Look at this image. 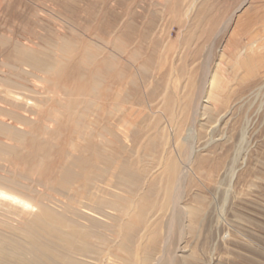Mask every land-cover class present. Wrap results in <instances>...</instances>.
I'll return each mask as SVG.
<instances>
[{
  "label": "rangeland",
  "instance_id": "rangeland-1",
  "mask_svg": "<svg viewBox=\"0 0 264 264\" xmlns=\"http://www.w3.org/2000/svg\"><path fill=\"white\" fill-rule=\"evenodd\" d=\"M0 175L84 264H264V0H0Z\"/></svg>",
  "mask_w": 264,
  "mask_h": 264
},
{
  "label": "bare ground",
  "instance_id": "bare-ground-1",
  "mask_svg": "<svg viewBox=\"0 0 264 264\" xmlns=\"http://www.w3.org/2000/svg\"><path fill=\"white\" fill-rule=\"evenodd\" d=\"M250 50H252V48H250ZM248 55H249V51L246 52L247 58ZM217 81L219 83V78L215 76L214 82L213 81L211 82V92L213 95H208L207 100L209 101L207 103L215 100L214 86L215 84H217ZM195 137L196 134L194 133V142H192L193 145L192 149L188 150L187 147L184 150L185 151L184 156L185 154L189 155L187 157V160L188 158H190L191 160V158L194 155L195 141H196ZM182 177H184V175H182ZM19 188L26 190L25 187L15 184V182L12 179L0 175V211L5 210L10 213H16L17 211L22 213H28V216L30 215L33 218L31 223L33 225H36V223L40 220L39 216L43 212L48 213L50 212V210L52 211V209L50 207L48 208V206L46 205H44V207L41 208V206L43 205L41 202L35 200L33 197H30L26 193H22V191ZM99 213L101 214V216H105L106 218L113 220V216L109 214L106 210H101L99 211ZM92 218L97 219V221L101 220L102 222H104L100 218H94V217ZM2 222H3L2 219H0V226H3V228H0V264H63V263L84 264L86 263L74 256L70 257L69 255L63 254L60 251L61 249L63 250L74 249L77 246L76 242H78L79 238L75 235V232H72L76 229L77 224L76 221L73 219L70 218L64 219V222H66V227L68 230L62 232L61 236H57V235L53 236L55 239H58V242H60V245L62 247V248L59 247L60 249L58 250L54 248V245L52 243L48 244L43 242V240L47 242L48 238L51 236L45 238V236L40 237L36 235L32 225L30 227L27 226L25 229H19L14 227L9 221H5L3 223ZM16 230H20V232L17 233ZM69 230L72 231L70 232ZM166 241L164 246V253L166 256H170L168 246L170 248L171 242L170 240L168 242ZM81 245L84 247L80 249V254L82 256H87V254H90L89 250L85 247V245L83 244ZM94 246L95 245L90 244V250L92 249V252H94L95 250V248H93ZM48 249L56 250V252L51 253V255L47 254L46 250ZM66 251L69 252V250ZM171 259H172L171 264H173V258ZM104 264H118V263H115L109 256H106L104 259Z\"/></svg>",
  "mask_w": 264,
  "mask_h": 264
}]
</instances>
